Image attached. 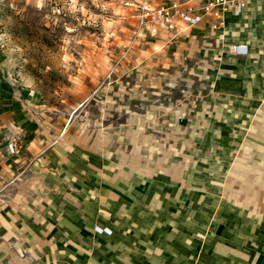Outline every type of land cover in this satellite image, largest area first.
Masks as SVG:
<instances>
[{"label":"rangeland","instance_id":"rangeland-1","mask_svg":"<svg viewBox=\"0 0 264 264\" xmlns=\"http://www.w3.org/2000/svg\"><path fill=\"white\" fill-rule=\"evenodd\" d=\"M140 2L0 0V159L28 156L6 110L20 100L68 153L74 209L95 207L82 150L123 183L110 185L122 230L110 264H264V87L243 77L230 33L180 29L198 42L183 50Z\"/></svg>","mask_w":264,"mask_h":264},{"label":"crops","instance_id":"crops-1","mask_svg":"<svg viewBox=\"0 0 264 264\" xmlns=\"http://www.w3.org/2000/svg\"><path fill=\"white\" fill-rule=\"evenodd\" d=\"M177 27V32H169L173 38L178 37V43H182L178 45L184 50L183 42L186 41L192 50H197V38L179 30L192 28L193 34H203L210 32L214 26L212 20L206 18L192 27L182 22L177 23ZM220 29L223 35H232L233 47L248 48L247 55L236 56L231 50L230 56L241 61L243 77L257 81L249 86L264 87V0H253L241 14L230 12L224 27ZM35 103L31 106L38 108V117L42 118L46 113L41 106L43 103L41 99H35ZM25 108L20 100L6 104V110H10L16 122L24 126L23 145L28 156L16 162L0 159V264L114 262L107 260L108 248H115L119 244L107 240L122 230L116 218L106 211L114 215L118 212L121 193L110 185L121 186L123 183L120 179L106 183L105 177L98 175L99 168L104 166L99 163V156L82 150L86 154L85 166L89 169L88 176L83 179L89 180L86 196L95 207L85 208L84 211L74 209L72 203L67 201L66 194L62 195L65 187L61 186L66 184V174L71 167L69 161L65 160L68 153L59 145L50 148L55 136L47 133L39 121L34 123L27 119ZM11 151L16 153L15 150ZM57 153L63 157L61 160H54ZM52 168L64 176L59 177L50 170ZM80 216L85 219H80ZM105 228L111 229L112 233L99 232Z\"/></svg>","mask_w":264,"mask_h":264},{"label":"built area","instance_id":"built-area-1","mask_svg":"<svg viewBox=\"0 0 264 264\" xmlns=\"http://www.w3.org/2000/svg\"><path fill=\"white\" fill-rule=\"evenodd\" d=\"M253 0H168L164 4H156V0H142L139 3L140 18L143 23L160 25L170 32H176L177 23H185L192 27L204 19L212 20L213 26L224 27L226 16L230 12L241 14ZM232 53L236 56L248 54L246 46H234ZM15 146L11 147L12 150ZM100 233L103 230H99Z\"/></svg>","mask_w":264,"mask_h":264}]
</instances>
